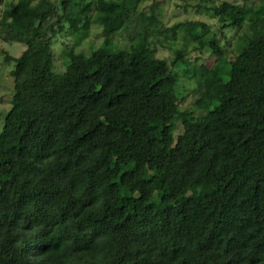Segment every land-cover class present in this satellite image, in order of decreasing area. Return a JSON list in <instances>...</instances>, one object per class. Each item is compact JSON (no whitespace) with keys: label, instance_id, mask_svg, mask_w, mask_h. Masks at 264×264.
I'll use <instances>...</instances> for the list:
<instances>
[{"label":"trees","instance_id":"16d2710c","mask_svg":"<svg viewBox=\"0 0 264 264\" xmlns=\"http://www.w3.org/2000/svg\"><path fill=\"white\" fill-rule=\"evenodd\" d=\"M249 1L211 9L221 35L247 26L232 58L206 24L169 30L214 57L195 69L200 108L216 103L201 116L180 110L174 65L186 53L156 57L159 20L140 0L0 8L1 41L25 46L1 51L15 66L0 134V264H264V0ZM132 22L130 49L116 48L111 37ZM93 24L104 44L66 50L55 73L57 35L80 41Z\"/></svg>","mask_w":264,"mask_h":264},{"label":"rangeland","instance_id":"374dc122","mask_svg":"<svg viewBox=\"0 0 264 264\" xmlns=\"http://www.w3.org/2000/svg\"><path fill=\"white\" fill-rule=\"evenodd\" d=\"M19 0H2L1 9L9 2H18ZM59 2L60 0H53ZM118 1V0H114ZM223 1L243 4L245 0H140L138 12L145 15L154 12L159 20L157 31L150 38L153 43L155 55L158 58L167 60L170 64L175 60L178 52H185L186 56L180 59L175 66V72L178 74L177 92L182 99L180 106L181 111H189L201 116L214 108L206 107L202 110L207 102H203L202 92L198 89L195 76V69L201 65L212 66L215 63L213 55L209 51L202 54L193 52L194 45L187 39L186 34L177 31V35L173 37L171 28L178 24L197 22L208 26L211 33L217 36L220 46H222L225 56L232 58L236 56L240 47L244 44L245 35L248 33L247 26L238 30L225 29L221 35L220 25L214 17L212 8L219 5ZM263 0H250L249 3L257 8ZM137 15L133 16V21ZM135 22H132L121 31L111 37L112 44L120 50H129L135 36ZM197 31V30H192ZM80 34L71 33L65 28V32L57 35L54 39V72L57 74L64 73L67 68V60L65 51L74 49L77 53L91 55V53L99 49L105 42L102 27L93 24L90 31L80 41ZM25 46L15 43L14 45H6L0 39V134L4 126V118L11 108V100L13 96V78L10 72L14 69V63L6 64L4 55L1 53L3 49L8 50L14 56H20ZM227 79V76L225 77ZM178 124V122H175ZM181 124H178L177 131L182 132Z\"/></svg>","mask_w":264,"mask_h":264}]
</instances>
